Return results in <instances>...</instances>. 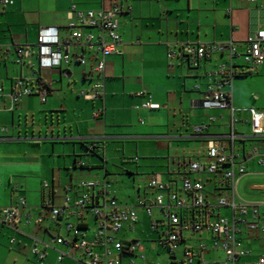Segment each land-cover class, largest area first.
Masks as SVG:
<instances>
[{"label":"crops","instance_id":"obj_1","mask_svg":"<svg viewBox=\"0 0 264 264\" xmlns=\"http://www.w3.org/2000/svg\"><path fill=\"white\" fill-rule=\"evenodd\" d=\"M114 4H119L122 10L119 15L122 43L118 54L106 58L103 98L87 100L80 95L82 91H89L94 82L89 61L85 66L75 61L61 69H40L35 54L25 64L15 62L16 47L29 45L36 51L41 29L56 28L61 39L67 37L70 33L67 13L73 6L87 11L108 9ZM262 28L264 0H10L9 4H0V86L3 89L0 96V213L5 208L20 207V200H25L16 227L0 222V264H82L77 260L81 257L79 251L72 250L69 244L55 243L52 238L60 235L67 241L74 239L65 223H79L72 203L80 190L67 192L66 189L81 176L106 178L122 203L108 170L106 148L112 140L147 141L144 142L147 148L154 143L152 153L158 159L157 166L139 182L146 185V179L156 175L179 190L181 175L189 172V162L206 160L201 152L205 146L204 136L230 132L229 110L199 105L210 82L208 73L228 61V53L213 51L194 67L178 58L168 59V51L180 44L212 45L232 41L243 53L246 38ZM237 64L241 63L237 61ZM21 78L30 85L44 83L49 90L45 102L34 93L13 103L7 94ZM233 85L234 82L231 91L235 108H256L264 112L251 102L235 98ZM146 104L155 107L148 108ZM101 108L103 113L94 116ZM210 117H215V121L210 123ZM235 118L238 135L235 151L246 170L243 176L237 173V191L264 215V165L258 162L257 156L250 155L251 148L258 146L261 138L253 135L248 111H236ZM199 125L208 126L203 134L195 132ZM92 146L97 147L96 154L88 149ZM94 157L100 158L102 163H88ZM137 175L139 173L133 174ZM190 176L204 182L209 198L217 195L219 176ZM44 183L52 189L55 206H65L66 194L71 198L61 223L52 222L49 209L42 205ZM142 189L138 185L134 202L122 204L137 206L141 199L153 196L147 186L144 192ZM137 213L138 221L132 228L125 225L118 237L124 242L139 241L140 248L133 254H124L122 264H129L131 258L136 264H142L140 254L148 261L163 264L159 256L164 253L169 255L170 264H177L183 260L186 247H197L202 239L209 247L205 254L208 262L219 264L224 260L221 250L210 249L211 234L200 237L189 232L185 233L176 259L171 258L159 245L164 227L154 229L152 226L154 220L162 219L161 209L154 207L149 215L137 206ZM214 213L228 219L232 217L229 208L216 209ZM39 217L43 218L41 224L37 223ZM246 220H251L250 214ZM84 223L83 228L88 227L85 236L91 239L95 231L91 214L84 215ZM238 227L237 238L248 254L237 264H254L264 254V235L250 232L244 224ZM34 245L46 253L41 263L31 252ZM60 252L72 256L58 261ZM191 264L199 262L195 259Z\"/></svg>","mask_w":264,"mask_h":264},{"label":"built area","instance_id":"obj_2","mask_svg":"<svg viewBox=\"0 0 264 264\" xmlns=\"http://www.w3.org/2000/svg\"><path fill=\"white\" fill-rule=\"evenodd\" d=\"M251 2L254 0H250ZM10 0H0V4H9ZM119 4L108 9L82 11L75 6L67 13L69 35L61 39L56 28H44L39 32L37 43L34 46L24 45L15 48L18 64L30 61L33 55L39 59L40 69H61L73 62L85 66L90 62V73L94 82L89 91H82L80 95L87 100L103 98L104 72L106 58L120 52L122 43L119 33ZM93 30H97L94 32ZM246 48L240 53L232 42L218 44H180L170 49L167 57L170 60L181 59L189 65L198 67L213 51L228 53V61L221 63L217 69L208 73L210 82L203 92L199 105L207 109L229 110L230 132L222 136H204L205 146L202 153L204 162L190 161L188 173L181 175L180 189H173L170 183L162 181L158 176L152 175L146 179V186L152 197L143 198L138 202L151 215L154 207L162 211V219L154 220V229L162 225L164 231L159 239V245L167 250L171 258L176 259V253L184 240L185 233L202 237L211 234L210 249L221 250L224 260L219 264H237L248 251L242 247L237 238L240 232L238 225L244 224L250 232L264 235V215L252 203L242 199L237 191L238 177L246 174L245 166L238 160L235 151V141L238 135L235 132L236 111H248L253 135L261 138L258 146L251 148L250 155L258 157V162L264 165V112L256 108L237 109L232 104V83L234 78L244 73H264V28L246 38ZM75 48L82 51L74 53ZM1 49V47H0ZM239 61L241 64H237ZM48 88L42 82L30 85L23 78L17 79L12 91L7 94L13 103L27 95L38 94L40 100L45 102ZM3 89L0 86V96ZM146 107H155L146 104ZM103 113V109L95 111L94 116ZM210 123L215 117L209 118ZM207 125L195 127L197 134H203ZM94 146L90 148L92 151ZM191 174H208L219 176L221 181L217 195L209 198L205 193V184L201 179L191 178ZM75 188L80 190L72 203L73 214L79 223H65V228L73 236L72 241L65 240L56 235L52 241L58 244H69L72 250L79 251L81 257L77 260L82 264H122L124 254H133L140 248L139 241L124 242L118 233L125 225L133 227L138 221L137 206L122 204L116 197V190L106 178L81 176L75 180L74 185L66 189L71 192ZM43 207L49 209V218L54 223H61L71 202L69 194L65 195V206L58 207L53 204V193L48 183L43 184ZM166 193V195H165ZM25 206V200H20V207ZM20 207H10L1 210L0 222L10 227H16L20 222ZM229 208L232 213L230 219L215 215L216 209ZM91 214L95 221V231L91 239L86 238L88 227L83 228L84 215ZM247 214L251 220L247 221ZM43 218L39 217L37 223L41 224ZM13 241V240H12ZM46 247L48 245L45 244ZM203 239L197 247H186L183 260L177 264H191L195 259L199 264H211L205 258L208 251ZM41 263L46 253L34 245L31 249ZM69 253L60 252L58 261ZM142 264H160L159 261H148L143 254L139 255ZM129 264H136L131 258ZM212 264H218L217 262ZM254 264H264L262 254Z\"/></svg>","mask_w":264,"mask_h":264},{"label":"rangeland","instance_id":"obj_3","mask_svg":"<svg viewBox=\"0 0 264 264\" xmlns=\"http://www.w3.org/2000/svg\"><path fill=\"white\" fill-rule=\"evenodd\" d=\"M97 32V30H93ZM234 96L243 102H251L253 105L264 110V74L253 73L247 76L234 78ZM147 141L142 140H112L106 148L108 159V170L114 179L115 188L119 193L122 203H132L136 198L137 186H142V191L146 190V185L139 182L144 179L157 166L154 152V143L147 148ZM146 145V146H145ZM153 146V147H152ZM67 153V152H65ZM64 153V154H65ZM88 163L100 165V158H92ZM95 172H97L95 170ZM104 172L103 170L100 171ZM99 173V172H98ZM139 173L137 176L133 174ZM136 178V180H135ZM242 190V187H241ZM181 257V253L178 254ZM163 264H170L169 255L164 253L159 256Z\"/></svg>","mask_w":264,"mask_h":264},{"label":"trees","instance_id":"obj_4","mask_svg":"<svg viewBox=\"0 0 264 264\" xmlns=\"http://www.w3.org/2000/svg\"><path fill=\"white\" fill-rule=\"evenodd\" d=\"M247 75H252V73H244V74H241V75H239V76H247ZM238 77V76H237ZM89 150H90V148H88ZM97 149V147L96 146H94V148H93V150L91 151V152H94L95 153V150ZM96 154V153H95Z\"/></svg>","mask_w":264,"mask_h":264}]
</instances>
